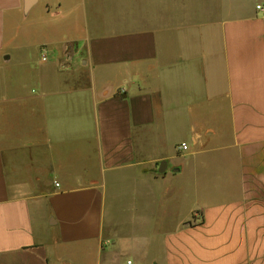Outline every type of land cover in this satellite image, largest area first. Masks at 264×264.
<instances>
[{"label":"crops","instance_id":"crops-1","mask_svg":"<svg viewBox=\"0 0 264 264\" xmlns=\"http://www.w3.org/2000/svg\"><path fill=\"white\" fill-rule=\"evenodd\" d=\"M33 1L0 0V264H264V0Z\"/></svg>","mask_w":264,"mask_h":264},{"label":"built area","instance_id":"built-area-1","mask_svg":"<svg viewBox=\"0 0 264 264\" xmlns=\"http://www.w3.org/2000/svg\"><path fill=\"white\" fill-rule=\"evenodd\" d=\"M257 9L260 10V9H261V6H258ZM46 57H47V56H46V52L43 51V53H42V59L45 61V60L47 59ZM178 150L181 151V152H185V151L188 150V147H187L186 144H181V145L178 147ZM57 186H58V185H57ZM127 264H132V262L129 261Z\"/></svg>","mask_w":264,"mask_h":264},{"label":"water","instance_id":"water-1","mask_svg":"<svg viewBox=\"0 0 264 264\" xmlns=\"http://www.w3.org/2000/svg\"><path fill=\"white\" fill-rule=\"evenodd\" d=\"M34 1L33 0H29V4H32ZM165 163H162L161 164V167H160V169H159V173L160 174H163V173H165Z\"/></svg>","mask_w":264,"mask_h":264}]
</instances>
